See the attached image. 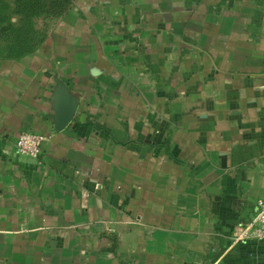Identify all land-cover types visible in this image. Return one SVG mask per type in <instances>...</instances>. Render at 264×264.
<instances>
[{"label": "crops", "instance_id": "0c3cea01", "mask_svg": "<svg viewBox=\"0 0 264 264\" xmlns=\"http://www.w3.org/2000/svg\"><path fill=\"white\" fill-rule=\"evenodd\" d=\"M47 20L0 55V264H264L242 235L264 199V0H72ZM25 130L49 136L38 161Z\"/></svg>", "mask_w": 264, "mask_h": 264}, {"label": "trees", "instance_id": "16d2710c", "mask_svg": "<svg viewBox=\"0 0 264 264\" xmlns=\"http://www.w3.org/2000/svg\"><path fill=\"white\" fill-rule=\"evenodd\" d=\"M71 0H0V55L21 54L33 49L42 38L38 28L24 24L31 17L60 15Z\"/></svg>", "mask_w": 264, "mask_h": 264}, {"label": "built area", "instance_id": "2783aa9c", "mask_svg": "<svg viewBox=\"0 0 264 264\" xmlns=\"http://www.w3.org/2000/svg\"><path fill=\"white\" fill-rule=\"evenodd\" d=\"M48 138V134L42 131H21L15 137L14 148L16 152L38 161L43 143ZM243 227L242 235L244 237L252 239L264 238V199H256L255 211L250 219L243 224Z\"/></svg>", "mask_w": 264, "mask_h": 264}, {"label": "water", "instance_id": "95a60500", "mask_svg": "<svg viewBox=\"0 0 264 264\" xmlns=\"http://www.w3.org/2000/svg\"><path fill=\"white\" fill-rule=\"evenodd\" d=\"M55 111L52 115L54 126L57 129L64 127L71 119L76 102L69 93L66 82H60L54 88Z\"/></svg>", "mask_w": 264, "mask_h": 264}, {"label": "rangeland", "instance_id": "374dc122", "mask_svg": "<svg viewBox=\"0 0 264 264\" xmlns=\"http://www.w3.org/2000/svg\"><path fill=\"white\" fill-rule=\"evenodd\" d=\"M72 1V0H71ZM70 1V3H71ZM51 18V17H49ZM48 18L46 19H41L39 16H34V17H31V19L29 21H27L26 19L24 20V24H28L29 26L32 25V26H35L36 28H38V32L39 34H37V36H39L40 34H45V28H47V25H48Z\"/></svg>", "mask_w": 264, "mask_h": 264}]
</instances>
